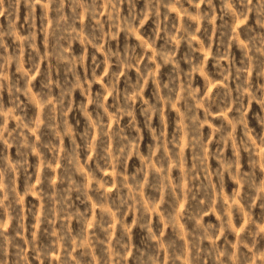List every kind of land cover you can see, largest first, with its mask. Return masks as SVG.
<instances>
[{
	"label": "clouds",
	"instance_id": "9594fccd",
	"mask_svg": "<svg viewBox=\"0 0 264 264\" xmlns=\"http://www.w3.org/2000/svg\"><path fill=\"white\" fill-rule=\"evenodd\" d=\"M0 264H264V0H0Z\"/></svg>",
	"mask_w": 264,
	"mask_h": 264
}]
</instances>
